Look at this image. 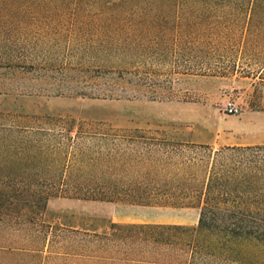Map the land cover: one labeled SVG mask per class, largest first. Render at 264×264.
I'll return each mask as SVG.
<instances>
[{
    "label": "trees",
    "instance_id": "16d2710c",
    "mask_svg": "<svg viewBox=\"0 0 264 264\" xmlns=\"http://www.w3.org/2000/svg\"><path fill=\"white\" fill-rule=\"evenodd\" d=\"M97 35L104 77L115 80L137 76L141 55L178 38L210 48L239 39L241 50L256 42L264 53V0H0V94L62 87L98 71L88 55L97 45L87 43ZM73 41L78 52H55ZM16 75L39 86L17 87L9 82ZM51 197L195 207L198 218L193 226H67L45 220ZM7 256L14 264H264V144L214 148L162 127L0 112Z\"/></svg>",
    "mask_w": 264,
    "mask_h": 264
},
{
    "label": "rangeland",
    "instance_id": "374dc122",
    "mask_svg": "<svg viewBox=\"0 0 264 264\" xmlns=\"http://www.w3.org/2000/svg\"><path fill=\"white\" fill-rule=\"evenodd\" d=\"M103 38L97 35L87 41L97 45L88 55L93 58L90 65L98 71L79 81L66 80L62 87L54 82L42 84L39 92L1 93L0 112L70 115L120 126L162 127L178 140L214 148L230 141L241 143L239 146L264 144V53L254 48L256 42L244 51L239 39L226 42L227 48L203 47L201 41L190 38L170 40L163 52L141 55L137 76L115 80L104 77ZM77 44L62 42L55 52L69 57L78 52ZM147 74L151 81L137 84L138 77L145 79ZM9 82L17 87L39 86L28 76H12ZM56 90L61 93H49ZM228 101L239 107L238 114L226 111ZM197 218L195 207L69 197H51L45 211L47 222L76 227L96 222L97 230L108 221L193 226ZM15 261L11 256L0 258V264Z\"/></svg>",
    "mask_w": 264,
    "mask_h": 264
},
{
    "label": "built area",
    "instance_id": "2783aa9c",
    "mask_svg": "<svg viewBox=\"0 0 264 264\" xmlns=\"http://www.w3.org/2000/svg\"><path fill=\"white\" fill-rule=\"evenodd\" d=\"M226 111L230 114H238L239 113V107L236 106V104L232 101H228L226 103V107H225Z\"/></svg>",
    "mask_w": 264,
    "mask_h": 264
},
{
    "label": "crops",
    "instance_id": "0c3cea01",
    "mask_svg": "<svg viewBox=\"0 0 264 264\" xmlns=\"http://www.w3.org/2000/svg\"><path fill=\"white\" fill-rule=\"evenodd\" d=\"M227 146H239L242 145L241 143L237 142V141H230L226 143Z\"/></svg>",
    "mask_w": 264,
    "mask_h": 264
}]
</instances>
